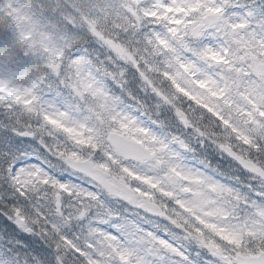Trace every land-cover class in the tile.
Listing matches in <instances>:
<instances>
[{"label":"clouds","instance_id":"9594fccd","mask_svg":"<svg viewBox=\"0 0 264 264\" xmlns=\"http://www.w3.org/2000/svg\"><path fill=\"white\" fill-rule=\"evenodd\" d=\"M0 264H264V0H0Z\"/></svg>","mask_w":264,"mask_h":264}]
</instances>
